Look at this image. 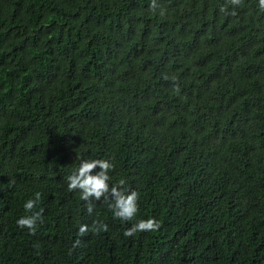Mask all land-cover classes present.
<instances>
[{
    "label": "trees",
    "instance_id": "1",
    "mask_svg": "<svg viewBox=\"0 0 264 264\" xmlns=\"http://www.w3.org/2000/svg\"><path fill=\"white\" fill-rule=\"evenodd\" d=\"M81 158L137 191L131 222L66 190ZM0 264H264L257 0H0Z\"/></svg>",
    "mask_w": 264,
    "mask_h": 264
},
{
    "label": "clouds",
    "instance_id": "2",
    "mask_svg": "<svg viewBox=\"0 0 264 264\" xmlns=\"http://www.w3.org/2000/svg\"><path fill=\"white\" fill-rule=\"evenodd\" d=\"M230 5H239L240 0H227ZM155 0H153V6ZM257 6L264 11V0H257ZM225 9L222 7L221 11ZM114 164L106 158H81L79 163L72 169L66 177V190L76 191L80 200L86 204L88 213L93 212V201H107V207L112 216L122 222H131L138 212V193L135 190H127L124 187L125 181L119 179L110 184L109 173L113 170ZM41 198V193L36 191L33 196L23 203L25 212L30 213L21 215L16 219L17 227L33 231L38 223L43 222V209L35 210ZM101 228L107 230V224H101ZM160 227L159 222L149 216L147 218L136 219L130 223L123 235L131 237L140 232L156 231ZM88 229L87 225L81 224L79 232L83 233Z\"/></svg>",
    "mask_w": 264,
    "mask_h": 264
}]
</instances>
